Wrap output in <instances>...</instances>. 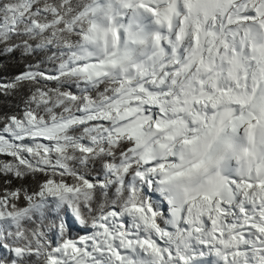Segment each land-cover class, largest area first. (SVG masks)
Listing matches in <instances>:
<instances>
[{"label": "snow or ice", "instance_id": "1", "mask_svg": "<svg viewBox=\"0 0 264 264\" xmlns=\"http://www.w3.org/2000/svg\"><path fill=\"white\" fill-rule=\"evenodd\" d=\"M0 264H264V0H0Z\"/></svg>", "mask_w": 264, "mask_h": 264}]
</instances>
